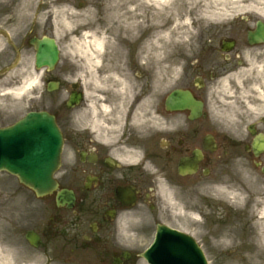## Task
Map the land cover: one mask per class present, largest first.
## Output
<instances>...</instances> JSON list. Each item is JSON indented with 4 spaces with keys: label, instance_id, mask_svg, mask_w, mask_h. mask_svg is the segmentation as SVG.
Returning <instances> with one entry per match:
<instances>
[{
    "label": "flooded vegetation",
    "instance_id": "flooded-vegetation-1",
    "mask_svg": "<svg viewBox=\"0 0 264 264\" xmlns=\"http://www.w3.org/2000/svg\"><path fill=\"white\" fill-rule=\"evenodd\" d=\"M16 4L0 0V70L31 45L23 41ZM238 8L232 24L209 32L194 64L198 75L184 86L203 104L195 120L190 111L167 112L166 97L151 94L147 81L121 115L98 118L94 132L87 120L78 126L74 112L58 117L65 137L59 181L75 201L71 209L58 208L53 198L49 217L35 230L47 243L48 264H133L137 254L124 246L147 248L161 226L195 239L210 264L255 260L252 212L263 209L264 192L245 205L244 196L235 197L240 192L223 188L231 186L230 167H251L264 182V0H239ZM19 81V75L3 76L0 85ZM8 117L0 108V128ZM194 154L197 173L180 176L181 161ZM186 194L205 221L177 222L169 204L177 208V195ZM123 231L133 232L128 243ZM231 235L229 248L224 241Z\"/></svg>",
    "mask_w": 264,
    "mask_h": 264
},
{
    "label": "rangeland",
    "instance_id": "rangeland-1",
    "mask_svg": "<svg viewBox=\"0 0 264 264\" xmlns=\"http://www.w3.org/2000/svg\"><path fill=\"white\" fill-rule=\"evenodd\" d=\"M15 1H17L15 13L18 15L20 21L22 37L24 38L26 35L40 36L48 27H53L54 32L52 34L57 36L60 44L61 60L52 74L45 70L40 73L39 70L35 69L34 50L29 48L23 52L20 68L15 71L16 74H20L21 83L19 87H22L25 82L34 78L38 73L41 74L40 84L36 90L26 94H7L3 90L8 86L0 85V108L4 109L5 114L9 116L7 118L9 123H12L15 119L24 117L31 111L47 110L58 114L63 113L64 108L62 104L70 91V82L74 80L78 82L83 81L90 95L87 100L88 105L85 106L86 110H77L80 112L76 114V120H87L89 126L92 127L95 126L98 118H105L113 113L116 116L121 115L130 98L145 83V76L150 75L151 78H155V71L152 69H150L151 71H146V68L136 63L138 60H136V54L138 52L137 43H140V41L142 43L145 39L152 37L154 28L151 27L147 31H131L129 33L126 31V27L136 23V25L138 24L139 27L145 29L149 27L147 25H150V23H163L166 16L170 19L167 29L174 26L173 22H177V38L181 37L186 40L185 46L178 49V52L173 57L174 63L172 68L176 70V73L171 76L173 78L172 84L167 87L163 82H155V88H158L156 94H168L175 89L176 84L177 86L182 84L183 76H193L195 74L191 72V62L202 47L201 40L202 38L204 40L208 28L218 26V22L219 24L221 22L230 23L232 22V18L234 16L236 18L238 14V2L233 0H172L171 5L168 7L162 6L155 16V19L150 22V18L155 14L154 9L146 5L134 6L130 4L131 0H68L73 7V10L69 12V16L72 19L86 20L88 22L87 29L91 28V31L99 35L105 34L111 42L105 57H103L101 69L98 70L99 67L96 69L99 79L104 80L107 78L111 90L116 92L115 99L112 103H109V112L105 113L100 109L102 102H100L99 98L102 97V93L98 87L99 85H96L93 78L81 69L78 63L79 57L77 58L74 53H71V49L73 48L71 40L73 38L79 39L81 30L69 34L67 30L62 28L57 29L51 17L45 15L49 12L48 5L42 11V14L45 15V20L39 21L37 19L34 8L32 10L28 9L23 17L21 14V6L24 0ZM142 1L138 0L137 2ZM30 2H34L35 4L36 0H30ZM132 54L133 60L130 59ZM131 62L137 65H133L135 69L132 73L128 70V65ZM127 70L131 78L126 76L127 78L125 80H129L131 87L127 91L125 99L122 100L117 90L121 86L119 81L125 78L123 73L127 72ZM140 72L143 75H140ZM108 75L111 77L109 78ZM49 79L60 82V87L56 92L48 93L46 91V84ZM100 85L104 87L102 83ZM93 110L97 112L95 117L92 116ZM1 182L3 183L1 184ZM245 187V190H250L251 192L258 189L263 190V188H259V183L250 181L248 178L245 179ZM14 192L15 195L13 194ZM184 198L177 195V201L179 203L177 210L171 205V209L177 212V221L186 224L197 222L191 216L189 201L188 203L187 201L185 202ZM18 203L19 206L17 205ZM43 204L44 201L36 199L28 190L20 186L13 177L5 175L4 180L0 181V214L3 215L4 226L6 228L4 237L14 240L26 255L22 264L30 261L33 264H46V248L36 252L25 241L26 232L32 228V225L41 223L47 215L42 209ZM262 213L263 211L259 213L261 218L257 220L259 224L254 223L252 228L261 229V232L264 233V215ZM17 216L21 222L20 240L18 239L17 230H15ZM203 221L201 220L200 222ZM197 229V233L204 231L202 228ZM132 233V231H128L127 235L132 236ZM254 242L256 252L253 253L255 257L252 256L251 258L255 260L248 262L224 261L219 262V264H264V242L261 238H259V241L254 239ZM228 243L229 246L235 244L233 235L229 236ZM138 248L141 250L143 247ZM137 264L147 263L140 260Z\"/></svg>",
    "mask_w": 264,
    "mask_h": 264
},
{
    "label": "bare ground",
    "instance_id": "bare-ground-1",
    "mask_svg": "<svg viewBox=\"0 0 264 264\" xmlns=\"http://www.w3.org/2000/svg\"><path fill=\"white\" fill-rule=\"evenodd\" d=\"M138 0H131L130 4L134 6L146 5L154 9L155 14L150 18L155 19L162 6L168 7L171 5L172 0H143L142 2H137ZM238 2V0H233ZM35 2V1H34ZM30 2V0H24L21 6V14L24 17L27 10H32L34 8L37 19L39 21L45 20V15H49L55 25V27L62 28L69 31V34H73L78 30H81L79 39L73 38L71 40L72 49L71 53H74L77 58L79 57L78 63L81 69L89 74L96 85H99L101 93L111 94V88L108 85V79H99L97 76V68L101 69L103 57H105L108 48L110 47L109 37L105 34L99 35L87 29L88 22L86 20H74L69 15V12L73 10V7L68 0H36V3ZM48 5V14H42L44 7ZM135 9V8H134ZM170 22L168 16L165 17L163 23L153 24L150 23V27L142 28L138 24H130L126 27L127 32L131 31H146L149 28H154L153 36L148 38L141 47V53L139 58L142 60L144 67L148 69H153L156 72V78L159 82H163L164 85L169 87L172 84L173 78L172 74L176 73L173 67V57L176 55L177 50L185 46L186 40L179 37L177 38V22H173L174 26L167 29ZM80 32V31H79ZM79 55V56H78ZM41 74H36L34 78L28 80L24 83L22 87L11 89L9 94H26L34 91L38 88L40 84ZM110 78L111 76L108 75ZM102 83L103 86L100 84ZM121 86L117 90L122 100L125 99V95L130 88V84L127 81L120 80ZM116 92H113L115 94ZM115 96L111 99H115ZM102 105L100 109L103 112H108L109 107L104 103L105 98L100 99ZM6 228L4 226L3 215L0 214V264H22V261L26 257L21 251L19 246L14 240H10L4 237ZM32 262H27L24 264H31ZM33 264V263H32Z\"/></svg>",
    "mask_w": 264,
    "mask_h": 264
},
{
    "label": "water",
    "instance_id": "water-1",
    "mask_svg": "<svg viewBox=\"0 0 264 264\" xmlns=\"http://www.w3.org/2000/svg\"><path fill=\"white\" fill-rule=\"evenodd\" d=\"M36 65L53 69L58 61V50L54 40L45 39L37 43ZM190 95L177 91V106H187ZM168 105H176L173 93ZM62 136L55 119L47 113H31L15 127L0 131V170H8L17 175L20 181L44 196L57 189L53 180L54 172L60 166ZM164 247L159 240L147 253L150 264H198L197 262L177 261V245L169 253L171 259L156 257L158 249ZM193 252H197L193 247ZM162 255V254H161ZM203 264V263H201Z\"/></svg>",
    "mask_w": 264,
    "mask_h": 264
}]
</instances>
